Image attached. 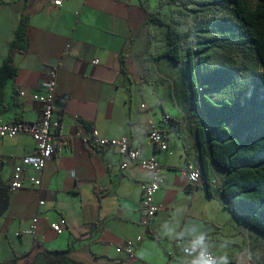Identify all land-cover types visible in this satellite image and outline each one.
Segmentation results:
<instances>
[{
	"label": "crops",
	"instance_id": "crops-1",
	"mask_svg": "<svg viewBox=\"0 0 264 264\" xmlns=\"http://www.w3.org/2000/svg\"><path fill=\"white\" fill-rule=\"evenodd\" d=\"M167 6L163 0H27L26 6L25 0H0V66L20 14L29 16L28 49L13 53L17 73L6 85L0 119L37 121L42 104L34 95L58 66L57 95L67 96L60 133L71 137V148L43 171L26 167V185L11 193L10 208L0 215V262L16 255L15 264H46L48 253L67 250L80 264H209L184 252L198 245L216 254L214 264L241 258L264 264V233L227 206L226 169L208 152L210 186L183 173L189 164L202 169L188 82L182 63L149 59L168 47V27L150 22L144 10L166 19ZM93 128L104 137H129L142 158L154 156L160 164L164 184L149 235L140 208L141 184L150 173L138 163L122 169L116 148L86 145L83 137ZM154 128L167 136V150L149 144ZM36 153L28 134L0 137V185L9 187L15 168ZM61 219L68 229L59 235L51 224ZM32 225L37 236L17 234ZM139 235L145 237L133 256L116 251Z\"/></svg>",
	"mask_w": 264,
	"mask_h": 264
},
{
	"label": "trees",
	"instance_id": "trees-1",
	"mask_svg": "<svg viewBox=\"0 0 264 264\" xmlns=\"http://www.w3.org/2000/svg\"><path fill=\"white\" fill-rule=\"evenodd\" d=\"M166 4L184 8L193 17V23L188 29H181L178 19L168 21L145 8L150 22L168 27V47L149 59L169 57L182 63L195 119L196 145L207 183L210 186L209 152L227 171L222 182L227 206L239 221L264 233V99L256 103L254 83L260 73L264 87V0H166ZM28 25L29 16L23 11L9 53L0 66L1 104L8 81L17 73L13 53L28 49ZM238 50L243 59L236 64L233 54ZM211 72H215L217 81L254 83V90L245 92L251 102L246 113L232 95L223 96L209 84L213 82ZM169 119L173 128L179 126L180 121ZM10 205L11 192L0 185V215ZM16 257L0 264H15ZM45 262L80 264L67 255V250L48 253Z\"/></svg>",
	"mask_w": 264,
	"mask_h": 264
},
{
	"label": "built area",
	"instance_id": "built-area-1",
	"mask_svg": "<svg viewBox=\"0 0 264 264\" xmlns=\"http://www.w3.org/2000/svg\"><path fill=\"white\" fill-rule=\"evenodd\" d=\"M54 4L61 5L62 0H54ZM97 62H99V60H95V63ZM57 74L58 66H52L50 69L51 77L45 83L44 90L34 95L42 104V114L37 121H3L0 119V137H14L19 134H28L36 141L37 153L25 156L22 163L15 168L12 174V181L8 187L11 193L26 185V167L41 172L45 169L46 163L50 158L59 156L64 151L71 148V137L60 133L62 114L60 110L56 109L54 106L55 96L57 95ZM165 120L167 121V117H165ZM83 141L88 146L96 145L118 149L119 153L123 156L121 162L122 169H125L132 163H138L143 169L150 173L149 179L141 184L142 205L140 208L141 223L146 229V235H149L150 228L159 210V205L156 203L155 197L164 184L161 166L157 159L154 156L142 158V148L134 146L129 137H104L100 135L97 128H93L91 136H84ZM149 144L163 151L167 150L169 146L165 133L155 128L149 133ZM183 173L191 183H196L203 179L202 169L196 168L193 164L187 165L183 169ZM28 178L30 182L35 185L41 184L39 176L30 175ZM40 204H44V201H40ZM51 227L59 235L63 234L68 229L65 219L53 222ZM17 234H32L37 236L38 233L36 226L32 225L29 229L18 232ZM144 237V235H139L136 241L128 240L125 245L117 247L116 251L128 256H133ZM184 252L189 256L196 255L200 259L209 262V264H214L217 261L216 254L204 250L198 245L187 246Z\"/></svg>",
	"mask_w": 264,
	"mask_h": 264
},
{
	"label": "rangeland",
	"instance_id": "rangeland-1",
	"mask_svg": "<svg viewBox=\"0 0 264 264\" xmlns=\"http://www.w3.org/2000/svg\"><path fill=\"white\" fill-rule=\"evenodd\" d=\"M166 0H163V5ZM167 13L165 14L166 19L169 20H179V26L181 29H188L193 23V17L185 11L184 8L176 7V6H167ZM236 58V64L240 63L243 59L242 52L237 51L233 54ZM238 75V74H237ZM215 72H211V79L213 82H209L210 85L215 86L219 92L223 96L232 95L234 97V101L238 103V107L242 109L245 113L250 107V96L245 94V92H252L254 90V83L256 85V103L261 102L264 99V87L263 82L261 81L260 73L256 74L257 82H244L240 81V85L235 84L233 82H229L226 79H222L217 81V77H215ZM212 94V93H211ZM3 247L0 249V256L2 255Z\"/></svg>",
	"mask_w": 264,
	"mask_h": 264
},
{
	"label": "water",
	"instance_id": "water-1",
	"mask_svg": "<svg viewBox=\"0 0 264 264\" xmlns=\"http://www.w3.org/2000/svg\"><path fill=\"white\" fill-rule=\"evenodd\" d=\"M67 99L66 95H62V96H55V101H54V106L56 109L61 110L64 104V101ZM204 106V105H203ZM201 167H202V172H203V178H205L207 180V175L203 169V162L201 160ZM237 264H247L246 260L244 258H241V260H239L237 262Z\"/></svg>",
	"mask_w": 264,
	"mask_h": 264
}]
</instances>
